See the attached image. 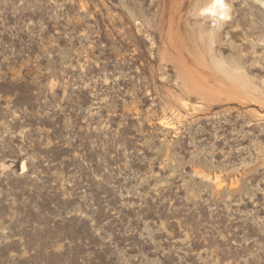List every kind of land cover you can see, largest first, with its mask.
<instances>
[{"label": "rangeland", "instance_id": "obj_1", "mask_svg": "<svg viewBox=\"0 0 264 264\" xmlns=\"http://www.w3.org/2000/svg\"><path fill=\"white\" fill-rule=\"evenodd\" d=\"M0 0V264H264V0Z\"/></svg>", "mask_w": 264, "mask_h": 264}, {"label": "bare ground", "instance_id": "obj_2", "mask_svg": "<svg viewBox=\"0 0 264 264\" xmlns=\"http://www.w3.org/2000/svg\"><path fill=\"white\" fill-rule=\"evenodd\" d=\"M203 10L207 11V13H212L211 15H216L219 17H226L225 12V4L221 0H210L204 7Z\"/></svg>", "mask_w": 264, "mask_h": 264}]
</instances>
